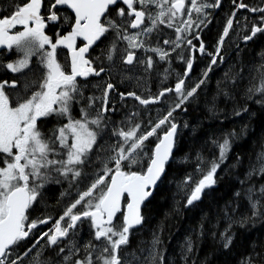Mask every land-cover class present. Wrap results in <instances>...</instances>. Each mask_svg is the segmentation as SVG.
<instances>
[{"label":"snow or ice","instance_id":"6c2138e0","mask_svg":"<svg viewBox=\"0 0 264 264\" xmlns=\"http://www.w3.org/2000/svg\"><path fill=\"white\" fill-rule=\"evenodd\" d=\"M222 7V0L0 4V73L13 74L0 79V264H210L195 256L201 241L231 252L237 229L264 222V137L256 162L245 164L232 148L247 123L217 136L182 121L202 93L210 118L223 113L221 96L236 118L249 115V102L264 109V49L249 66L240 47L264 38V0H230L209 51L203 33ZM239 9L251 18L238 20ZM229 49L236 62L209 101L210 73ZM185 129L203 132L199 147ZM223 179L240 187L220 204L214 193ZM53 185L55 205L46 196ZM172 188L169 210L146 227L156 194ZM181 213L199 219L169 254L165 231ZM133 236L141 237L135 245ZM244 247L239 264H264V237Z\"/></svg>","mask_w":264,"mask_h":264},{"label":"trees","instance_id":"16d2710c","mask_svg":"<svg viewBox=\"0 0 264 264\" xmlns=\"http://www.w3.org/2000/svg\"><path fill=\"white\" fill-rule=\"evenodd\" d=\"M5 0H0V4H3ZM223 7L215 10L214 19L212 20L209 28L204 32V39L206 45H208V50L212 51L211 45L215 43V38H217V33L222 31V26L225 22L226 16L230 12V0H222ZM245 3L250 5H254L258 2V0H244ZM249 16L251 18V14L248 13L244 9H239L237 11V19L243 20V17ZM171 34V30H167ZM240 47L242 49L241 56L245 63L249 66H254L255 64L260 62V58L257 55L261 49H264V38H259L255 42L248 43L245 45L241 42ZM227 62L223 65H218L216 70L213 73H210L211 79L205 91L208 93V100L211 101L212 94L216 88V81L222 75L224 71L227 70L229 64H233L236 62L237 55L232 49H229L225 53ZM11 56H6V59H11ZM208 57L205 56L203 60L197 62L194 67V71L192 72V76L195 77L200 70L205 67ZM175 67V65H174ZM163 70V65L160 67V71ZM248 73L246 72V75ZM13 74L11 73H0V79L11 78ZM156 73L152 74L151 90L152 92L157 91V87L159 85V78H157ZM247 84V81H245ZM245 85H241L243 89ZM204 95L202 93L200 97L199 107H189L187 115L182 117L183 120H188L193 124H200L205 131L215 132L217 136L221 135L223 131H228L233 128L239 132L242 124L247 123V134L241 136L239 139H236L233 143L232 154H240L243 156L245 164L248 163L249 159L253 162H256V153L260 150V142L261 138L264 137V109H261L259 105L249 102L250 113L249 115H242V118H236L231 115L232 112V103H225L224 98L221 96L218 101V107L223 109V113L218 114L215 118H210L209 114L205 109L204 104ZM132 103V102H129ZM241 104L243 101L240 102ZM155 109H153V113ZM177 116H180V113L177 112ZM51 127V124H49ZM184 132L186 135L191 138L193 135H197L198 139L195 142L196 147H199L200 143L204 139L203 132L198 130V133L193 134L190 129H185ZM191 142V140H190ZM205 154L211 157L213 152H210L207 148L205 149ZM179 178V177H177ZM258 179V178H257ZM234 185V186H233ZM236 187H240L238 183L231 182L227 179L221 180L220 184L216 187L214 195L219 199V203L223 204L226 200L231 196V192L235 190ZM175 189H169L165 191L158 192L153 201V207L155 211V218L152 219L149 225L146 227H151L157 223L159 219L163 217V214L169 210L171 206V192ZM60 191V186L53 185L50 186V190L46 193V196L49 197L48 203L51 205L56 204V197L58 196ZM246 204V201H244ZM207 204V199L205 201ZM245 208H241L240 211H245ZM54 209H50L49 212H53ZM199 219V213H181L180 216L172 217L168 221L169 227L165 231V244L167 245V253L175 254L179 245L183 242L184 236L187 234L190 226L194 225L195 222ZM54 223V220L49 222L47 227L50 224ZM264 222L257 221V223L249 228L246 231L241 232L240 230H236L238 232L236 244L231 252H222L220 251L212 242L211 239H205L200 242L198 251H196L195 256L199 262L207 261L210 264H239L241 259V255L245 253L244 242L245 240L255 239L257 237H264V227H262ZM223 227V225H221ZM171 236V240H168L167 237ZM141 237L133 236L132 244L135 245L137 240ZM143 238L148 239V232H144Z\"/></svg>","mask_w":264,"mask_h":264},{"label":"flooded vegetation","instance_id":"af4514ba","mask_svg":"<svg viewBox=\"0 0 264 264\" xmlns=\"http://www.w3.org/2000/svg\"><path fill=\"white\" fill-rule=\"evenodd\" d=\"M215 15V11L213 12V16ZM170 34V33H169ZM204 34V33H203ZM203 37H204V35H203ZM156 76V75H155ZM118 78V77H117ZM93 82H95V81H93ZM150 87H151V84H150ZM123 90V89H122ZM129 102H131V101H129Z\"/></svg>","mask_w":264,"mask_h":264},{"label":"rangeland","instance_id":"374dc122","mask_svg":"<svg viewBox=\"0 0 264 264\" xmlns=\"http://www.w3.org/2000/svg\"><path fill=\"white\" fill-rule=\"evenodd\" d=\"M6 58V57H5ZM51 227V224H50V226H49V228Z\"/></svg>","mask_w":264,"mask_h":264},{"label":"bare ground","instance_id":"6f19581e","mask_svg":"<svg viewBox=\"0 0 264 264\" xmlns=\"http://www.w3.org/2000/svg\"><path fill=\"white\" fill-rule=\"evenodd\" d=\"M246 61V60H245Z\"/></svg>","mask_w":264,"mask_h":264}]
</instances>
